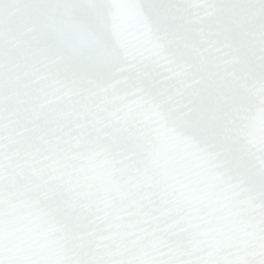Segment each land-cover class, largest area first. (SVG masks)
I'll return each mask as SVG.
<instances>
[{
	"label": "snow or ice",
	"instance_id": "snow-or-ice-1",
	"mask_svg": "<svg viewBox=\"0 0 264 264\" xmlns=\"http://www.w3.org/2000/svg\"><path fill=\"white\" fill-rule=\"evenodd\" d=\"M0 264H264V0H0Z\"/></svg>",
	"mask_w": 264,
	"mask_h": 264
}]
</instances>
